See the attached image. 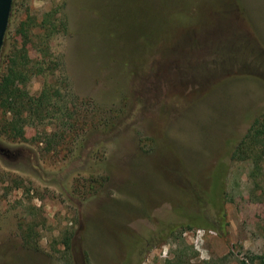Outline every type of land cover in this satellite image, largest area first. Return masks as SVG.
I'll use <instances>...</instances> for the list:
<instances>
[{
    "label": "rangeland",
    "instance_id": "obj_1",
    "mask_svg": "<svg viewBox=\"0 0 264 264\" xmlns=\"http://www.w3.org/2000/svg\"><path fill=\"white\" fill-rule=\"evenodd\" d=\"M20 49L79 130L0 135V264H264V0H13L0 81Z\"/></svg>",
    "mask_w": 264,
    "mask_h": 264
},
{
    "label": "trees",
    "instance_id": "obj_2",
    "mask_svg": "<svg viewBox=\"0 0 264 264\" xmlns=\"http://www.w3.org/2000/svg\"><path fill=\"white\" fill-rule=\"evenodd\" d=\"M64 22L59 20L58 27L60 30L65 29ZM46 23L49 22L45 19L42 24L45 25ZM51 26L53 25L50 24ZM27 62L22 49L15 52L10 57L7 75L0 81V135L2 138L8 142H14L17 134L24 129L28 122L43 121L47 118L53 119L56 115H58L56 119L62 122L59 128L61 133L55 134L56 132H54L51 134L53 138L56 137L62 141L66 137L67 131L70 132V135H77L79 128L76 127L78 119L76 112L71 110L66 102L58 104L60 101L57 100L59 92L53 91L48 83L44 84L36 96L29 95L25 90L11 84V79L21 69L26 68L24 66L28 64ZM231 160L250 164L248 178L255 188L253 194L256 189H259V195L264 199V184L261 185L259 180L260 178L264 180V115L252 122L246 134L234 147ZM174 264L181 263L177 261ZM202 264L214 263L204 262Z\"/></svg>",
    "mask_w": 264,
    "mask_h": 264
},
{
    "label": "water",
    "instance_id": "obj_3",
    "mask_svg": "<svg viewBox=\"0 0 264 264\" xmlns=\"http://www.w3.org/2000/svg\"><path fill=\"white\" fill-rule=\"evenodd\" d=\"M13 0H0V54L8 27Z\"/></svg>",
    "mask_w": 264,
    "mask_h": 264
},
{
    "label": "flooded vegetation",
    "instance_id": "obj_4",
    "mask_svg": "<svg viewBox=\"0 0 264 264\" xmlns=\"http://www.w3.org/2000/svg\"><path fill=\"white\" fill-rule=\"evenodd\" d=\"M216 176H217V174H216ZM217 180V179H216Z\"/></svg>",
    "mask_w": 264,
    "mask_h": 264
}]
</instances>
